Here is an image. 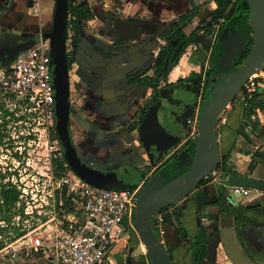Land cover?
<instances>
[{
  "label": "crops",
  "instance_id": "crops-1",
  "mask_svg": "<svg viewBox=\"0 0 264 264\" xmlns=\"http://www.w3.org/2000/svg\"><path fill=\"white\" fill-rule=\"evenodd\" d=\"M89 4L94 16L79 26L77 62L85 74L72 72L71 82L76 89L71 94L72 105L78 111L74 115L84 129L91 125L90 120L101 130L122 127L137 106L142 105L149 91L127 82L137 76L152 75L154 63L159 56L164 40L161 34L180 15L196 13L185 27V31L197 26L198 19H204L210 10L216 7L214 0H82ZM54 9V0H0V38L5 34L14 35L16 39H28L49 29ZM117 46L121 49H117ZM190 44L180 56L178 62L171 66L167 81H176L190 71H197V51ZM116 48V49H115ZM115 55L105 58V54ZM82 74V75H81ZM127 74H130L127 77ZM161 83V81H160ZM226 110L227 122L221 129L218 140L219 152L228 153V165L241 176L249 175L264 180V104L245 114L243 103L235 101ZM161 111V110H160ZM161 114V113H160ZM87 115L89 121L83 120ZM220 136V135H219ZM126 138H134L132 146L141 147V141L135 130ZM124 137L100 136L88 146L92 159L98 162L111 163L119 161V166L126 160L123 150ZM143 147H141V150ZM252 164L250 168L249 165ZM116 167V166H114ZM208 180L202 185H209L211 197L216 194L212 184L218 190V180ZM212 199V198H211ZM237 203L247 205L256 201L264 207V192L254 188L251 193ZM66 215H72L73 207L66 208ZM197 211L189 206L186 209L188 224H185L189 237L194 236L197 221L205 227L206 235L214 229L216 234L210 241H220L219 219L223 215L218 205L204 203ZM198 220H197V219ZM57 230L55 219H48L39 229L40 234L52 236ZM243 249L256 264H264V222L259 226L245 223L238 236ZM132 244V243H131ZM123 237L112 248L105 262L101 264H137L140 261L136 249ZM209 247L202 264H232L221 244ZM186 247L173 250L174 264H181V255L187 258L190 252ZM19 260V261H17ZM0 264H54L50 256L40 250H31L27 256L0 261Z\"/></svg>",
  "mask_w": 264,
  "mask_h": 264
},
{
  "label": "built area",
  "instance_id": "built-area-1",
  "mask_svg": "<svg viewBox=\"0 0 264 264\" xmlns=\"http://www.w3.org/2000/svg\"><path fill=\"white\" fill-rule=\"evenodd\" d=\"M53 76L48 44L42 37L12 60L0 64V139L15 144L11 165L5 163L3 168L5 171L7 166L11 173L1 175L0 181L11 183L19 191L16 205L23 207L25 217L20 222V216L16 215L13 222L21 223L27 230L23 238L8 243L0 256L16 259L34 249L50 256L54 264H101L123 237L135 233L140 241L133 222L137 188L92 185L72 173L66 162H63L64 171L55 174V162L64 160L60 141L55 136ZM261 92H264V69L246 79L237 97L246 105L250 98L261 99ZM226 110L220 113L216 124L218 140L227 122ZM42 134L45 157L39 155L38 161L30 162L27 158L30 149L26 145L39 144ZM219 176L220 171L213 169L209 180ZM253 189L227 185L236 199L249 195ZM37 196L40 202L35 204ZM70 207L75 213L68 216L65 209ZM164 214L156 212L153 224L161 243L165 232ZM29 218L33 219L30 226L24 223ZM53 218L57 223L56 232L52 236L40 234L41 226ZM141 250L149 264L142 243Z\"/></svg>",
  "mask_w": 264,
  "mask_h": 264
},
{
  "label": "water",
  "instance_id": "water-1",
  "mask_svg": "<svg viewBox=\"0 0 264 264\" xmlns=\"http://www.w3.org/2000/svg\"><path fill=\"white\" fill-rule=\"evenodd\" d=\"M68 2L69 0H55L50 42L54 72L53 86L57 135L63 147L64 157L71 163V157H79L76 155L68 128L70 112L68 96L70 89L65 49ZM246 2L252 27L250 49L243 62L235 70L223 72L215 77L216 82L211 95L204 99L200 110L198 135L192 154L188 147L170 152L172 148L181 142V136L174 126V122L168 117L170 112L166 111L164 106H161L159 100L158 103L148 107L146 104L137 106L130 119L122 125V128L125 129L124 134H129L133 130L137 132L136 121H141L140 129L146 123L150 131V140H148L145 138L142 129L140 130L141 137L139 139L141 147H143L142 150L141 147L124 146L123 153L127 158L123 162V169L120 171L91 169L80 158L83 167H87V173L74 169L84 180L98 187L136 188L138 180L142 177V173L139 171L140 167L150 164L147 160L154 164L168 150L178 166L189 163V167L184 172L178 174L166 184H163V174H161L159 177L150 178L137 189L133 222L141 241H139V245L141 246V243L144 245L150 264H171L161 240L155 232L152 220L153 214L157 210L185 197L190 190L196 188L204 178L210 175L218 162L220 154L216 132V124L220 113L236 99L246 79L252 73L264 69V0H246ZM235 34L236 31H233L222 38L224 50L221 59L223 61L231 62L241 50L240 45L234 39ZM34 43L35 39L30 38L17 42L14 49L0 46V64L12 60L19 52L30 48ZM140 106L141 116L136 119ZM158 109L161 110V120L158 117ZM129 124H131L130 127H127ZM122 136L114 137L120 138ZM150 146H155L158 151L157 155H154V152L150 150ZM209 185L211 184L201 185L203 193L207 195L204 200V203L207 204H211L218 199V190L213 184L212 190L216 194V198L211 199V192L208 190ZM218 185L226 190L230 207L219 219V236L225 253L232 264H256L247 256L242 244L235 237L237 226L236 217L233 215V204L237 201L236 196H232L227 190V185L250 186L264 192V180L249 175L232 176L225 181L220 178ZM219 209L222 212L220 207ZM136 252L140 258L139 262L144 264L142 250L136 249Z\"/></svg>",
  "mask_w": 264,
  "mask_h": 264
},
{
  "label": "flooded vegetation",
  "instance_id": "flooded-vegetation-1",
  "mask_svg": "<svg viewBox=\"0 0 264 264\" xmlns=\"http://www.w3.org/2000/svg\"><path fill=\"white\" fill-rule=\"evenodd\" d=\"M79 2H83L82 0H74V3H79ZM54 6H55V0H54ZM53 13H54V9H53ZM69 15V14H68ZM52 21H53V15H52V19H51V24L48 30L46 31H41L39 33V35L35 36V37H31L33 39H35V43L33 45L36 44L37 40L39 37H42L44 40L47 41L48 44V52L51 56V62L53 61L52 59V54H51V42H50V30L52 27ZM178 21V19L176 21H174L171 26L165 30L162 34H164L166 31L171 30L172 26ZM76 23V27L73 28L72 25H70V28L68 26V17H67V22H66V37H65V49H66V57H67V67H68V76H69V102H70V112H69V123H68V128H69V134L71 137V141L73 143V145L75 146L76 149V154L77 157H79L81 159V161L87 163L91 169H94L97 165V169H100L102 171H120L121 169H123V165L119 166V161H113L111 163H105V162H98L92 159L93 155L92 153L89 152L88 150V146L90 144H93L94 141L96 139H99L100 136H118V135H123L124 139H123V144L125 146H129L133 144V139L130 138H126L128 136V134H124L125 129L122 127H114V128H109V130H101L98 128V125L96 126V124L94 122H92L90 120L91 125L88 126V129H84L82 127V125L76 120V118L74 117V115H76V113L78 114V111L73 108V104H74V100L71 97V94L73 93V91L76 89V84H74L73 82H71L70 79V74L72 72H81L82 74H84L85 76L88 74H85V72L83 73V71L81 70L76 56H77V49H78V42H79V26L80 23L78 21H75ZM86 23H83L82 25L84 26ZM221 23H215V21L213 20V16L211 15V10L209 12V14L207 15L206 18L204 19H198V23H197V27L199 26V29L197 31V38L196 41L193 43H190L192 45L195 46V51H197V41L201 40L202 42H206L204 39V35L205 33L207 34L208 32H211V30L214 31V36L210 41V48L209 51L207 53H203L202 49H198V53H197V63L199 64L198 67L201 68V66H203L204 64L206 65V68L204 69V71H190L186 76L184 77H180L178 78L176 81H167V74L170 70V57L167 54H164V51H169V50H173V54L178 52L179 50L184 48H187V46L182 47V45L179 44H175V40L176 39H164V44L161 47V51L159 53V56L156 58L155 63H154V72L152 75H148V76H153L155 73V69H156V65H157V61L164 56V63H163V70L169 69L165 79H160L159 80V84H158V91L154 92L153 90H151L148 94V97L146 99H144V101L142 102L143 106L144 104H147L155 97L154 101H159L160 100V104L161 106H164L166 108V111H170L172 118H170V120L172 122H174V126L177 128V130L179 131V135L181 136V142L178 143L177 146L174 147L173 150L175 151H179L182 148L188 147V149L190 147H192V143L194 144L195 147V143L197 140V128H198V123H199V114H200V110L202 107V101H203V93H202V85L204 83V78L203 75L209 71L211 69L212 63H211V54L215 48L216 42L218 41V37L216 36V30L217 27L220 25ZM186 27V26H185ZM185 27H183L182 29V33L184 35H187L185 33ZM194 28H192L191 31L188 32V35L193 31ZM233 31H236V34L234 35V39L236 41V43H238L239 45H241L242 40L238 35V31L236 29H232L229 33H232ZM162 38V37H161ZM30 39V38H28ZM26 40V39H25ZM0 46H5V47H10L11 49H14L15 44L19 41H24V39L19 38L16 39L14 37V35L11 34H4L3 37L0 38ZM121 49L120 47L117 46V49ZM116 49V48H115ZM240 53V52H239ZM115 54L111 51L108 54H105V58H108L110 56H114ZM167 55V56H166ZM239 55V54H238ZM237 55V56H238ZM73 58L72 61H70V63L68 64V57ZM236 56V57H237ZM223 61V60H222ZM224 63H229L226 61H223ZM53 65V63H52ZM81 74V75H82ZM130 74H127V77H129ZM145 76V75H142ZM147 76V75H146ZM139 76L134 77L133 79H137ZM189 78L186 82H181L182 79H186ZM130 79H128L127 82H129ZM161 81V83H160ZM216 82V79L212 80V89L213 86ZM131 83V82H129ZM133 84V83H132ZM175 85H178V87H176ZM138 86V85H136ZM166 90L167 95H171V96H175L172 97V101L174 103V107L173 109L169 108V104L167 103L168 101L166 100L165 97H162L161 94V90ZM176 94H183L185 97H188L190 100H185L180 97H176ZM164 96V95H163ZM197 99L199 100L197 102ZM186 101V102H185ZM141 106L138 109V112L141 111ZM160 113L161 111L158 109V117L159 120H161L160 117ZM85 119H88L87 115H84ZM141 113H138L136 117L140 118ZM183 116L186 117V125H183V122L181 119H183ZM185 119V118H184ZM193 119V120H192ZM194 121V122H193ZM193 122V124H191ZM150 132V131H149ZM148 134V133H147ZM146 136V133H145ZM148 140H150V134L148 135V137L146 138ZM195 141V143H194ZM187 142V143H186ZM189 144V145H187ZM150 150L154 152V155H157L158 151L155 149V146H150ZM190 153L192 154V151L189 150ZM161 158V161L157 163V161L155 162V166L151 169L150 172L148 169V166H142L140 167L139 171L142 173V177L138 180V185H137V189L139 186H142L144 181L150 177L155 176L156 172L160 171L162 172L165 166V160L170 156V152L169 150L167 151V153H163ZM95 164V165H93ZM95 166V167H94ZM116 166V167H114ZM173 166L176 169V171H178V174H181L182 172H184L188 167L189 164H184L182 166H178L177 163L173 162ZM104 168V169H102ZM96 169V168H95ZM195 188L190 190L189 193L181 198L180 200L171 203L170 205H167L158 211H163L165 214L164 216V223H165V232L163 234L162 237V245L167 253V256L169 258V261L171 264H174V254H173V250L177 247H186L187 248V252H190V256L188 255V257L186 258L183 255H181V264H194V259H193V252H194V243H195V239L194 236L198 233V229L200 226H203L200 221L197 219V213H198V209L200 211V209H202V205L200 200L194 199L193 198V192H194ZM212 199L214 197H211ZM216 198V197H215ZM251 205H260L262 206L259 201H256L254 203H252ZM187 206H192L196 209V215L197 216V231L194 234V236L189 237V234L187 232V230L185 229V224H187V222H185V220L187 219V215L185 214L186 212V207ZM156 212L153 214L152 216V220H153V224H154V217ZM234 215V214H233ZM264 222V220H260L259 223L257 225L250 223L254 226H259L260 224H262ZM249 223V222H246ZM204 227V226H203ZM205 228V227H204ZM219 230V228H218ZM207 230H205L206 233ZM217 230L215 231L214 229H212V231H210L207 236V253L209 250L208 244H209V237L210 240H212V236L214 234H216ZM236 235L238 236V229L235 231V237ZM239 241L240 238L236 237ZM221 244L222 242L221 240L215 242V241H210L209 246L211 247L213 244ZM241 243V242H240ZM223 246V245H222ZM207 256V255H206ZM205 256V257H206ZM204 257V258H205ZM203 258V259H204ZM202 259V260H203ZM202 260L201 263L202 264Z\"/></svg>",
  "mask_w": 264,
  "mask_h": 264
},
{
  "label": "trees",
  "instance_id": "trees-1",
  "mask_svg": "<svg viewBox=\"0 0 264 264\" xmlns=\"http://www.w3.org/2000/svg\"><path fill=\"white\" fill-rule=\"evenodd\" d=\"M216 3V7L211 10V15L213 16V20L215 23H221L216 30V36L218 37V41L216 42L215 48L211 54V69L207 71L204 75V83L202 85V93L203 98L205 99L207 96L211 95L212 92V83L211 81L215 79L216 76L220 75L223 72H229L235 70L245 59L250 46H251V37H252V27L250 23V15L247 6L246 0H214ZM196 13V7L191 10V12L184 13L180 15L178 21L172 26L171 30L166 31L164 34H161L162 39H176L175 44H181L182 47L187 46L190 43L196 41L197 31L199 26L195 27L193 31L189 35H184L182 33L183 27L187 26V24L191 21L192 17ZM68 26L72 25L73 28L76 27L75 21H78L80 25L86 23L90 19L93 18L94 14L86 2L74 3V0H69L68 2ZM232 29H236L238 31V35L242 40L240 45L241 50L237 57L234 58L229 63H224L221 59V55L223 53L224 47L222 43V38L224 35L229 33ZM163 39V40H164ZM183 52V49L173 54V50L164 51V54H167L170 57V67L176 64ZM166 55V56H167ZM164 56L161 57L157 61L155 73L153 76H139L137 79H130L129 82L135 83L139 87H145L149 92L153 90L154 92L158 91V84L160 79H165L166 74L169 69L163 70ZM73 58L68 57V64L72 61ZM189 78L182 79L181 82H186ZM178 87V85H175ZM261 99L250 98L247 100L246 105L243 104L245 108V114H250L252 109L257 106H262L264 101V92ZM202 101V104L204 102ZM155 97L147 104L151 106L158 101H154ZM242 101L236 97L233 101ZM231 102V103H233ZM56 123V119H55ZM129 124L127 127H130ZM57 134V133H56ZM58 138V137H57ZM71 138V137H70ZM59 139V138H58ZM187 143V142H186ZM195 143V141H194ZM189 145V144H187ZM74 146V145H73ZM75 148V146H74ZM189 150H194V144L192 143V147ZM76 152V149H75ZM77 155V154H76ZM63 160L55 162V174L59 175L64 171L63 162L65 161L64 152H63ZM174 159L170 155L165 160V166L163 171L161 172L163 178V184H166L172 178L178 175V171L173 166ZM67 163V162H66ZM189 164V163H188ZM68 165V164H67ZM69 167V165H68ZM252 167V164L249 165ZM214 169H218L220 171V175L224 181L232 176H241L236 171L232 170L228 165V153L219 154L218 162ZM78 175V174H76ZM79 176V175H78ZM161 176L160 174H156L150 178H156ZM81 177V176H79ZM150 178L146 179L143 184H145ZM210 178V175L204 178L199 185L195 188L193 192V198L200 200L201 204L204 205V200L207 198V195L203 193L201 189V185L207 182ZM19 198V191L16 189L14 185L9 182L0 181V252H2L5 248H7L8 243H15L18 239H21L27 233V230L23 228L22 224L19 223L15 225L13 222V218L16 215L20 216V222L25 217L23 213V207L17 206L16 202ZM212 204L218 205L222 213H226L229 207V200L226 195V190L224 187L220 186L218 188V199L214 201ZM233 214L236 217V226L239 230L246 222L253 223L257 225L260 220H264V207L260 205H242L239 204L233 207ZM205 228L200 226L198 229V233L194 236V252L193 259L194 264H200L201 260L207 255V235L205 233ZM148 263L150 264L149 258L147 257ZM144 264H147L145 259H143ZM137 264H141L138 262Z\"/></svg>",
  "mask_w": 264,
  "mask_h": 264
},
{
  "label": "rangeland",
  "instance_id": "rangeland-1",
  "mask_svg": "<svg viewBox=\"0 0 264 264\" xmlns=\"http://www.w3.org/2000/svg\"><path fill=\"white\" fill-rule=\"evenodd\" d=\"M198 23V22H197ZM192 25H194V23L192 24ZM192 25L187 29V31H185V33L188 35V32L189 31H191L192 30ZM213 36H214V31L213 30H211V32H208L207 34L205 33V35H204V39H205V41L206 42H202L201 40H198L197 41V45H196V49H197V53H198V49L200 48V49H202V52L203 53H207L208 51H209V48H210V41H211V39L213 38ZM1 42V41H0ZM195 48H191V49H189V50H194ZM186 51H188V49L187 48H184V50H183V52H182V54H181V56L186 52ZM198 63H197V71L199 72V71H204V69L206 68V65L207 64H204L203 66H201V68H199L198 67ZM162 97H165L166 98V100L168 101L167 103L169 104V108L170 109H173V107H174V103H173V101H172V97H175V96H171V95H167V93H166V90H161V94H160ZM164 95V96H163ZM176 97L178 98V97H180V98H182V100L185 98L186 100H190L188 97H185L183 94H176ZM184 99V100H185ZM199 100L197 99V102H198ZM186 102V101H185ZM145 105V104H144ZM230 105V104H229ZM228 107L229 106H227V109H228ZM170 112V111H169ZM138 113H141V111L140 112H138ZM169 118H172V115H171V112H170V115L168 116ZM137 118H139V117H136V119ZM185 118V119H184ZM84 121L86 120L87 121V119H85V117L84 118H82ZM182 120V122H183V125H186V117L185 116H183V119H181ZM193 120V119H192ZM137 122V126H138V130H137V135H138V137L140 138L141 137V134H140V130L142 129V131H143V133H144V135H145V132H146V136H145V138H147L148 137V135H149V129H148V125L145 123V124H143L142 125V127H141V129L139 128L140 126H141V121H136ZM194 122V121H193ZM193 122L191 123V124H193ZM104 130H107V129H104ZM103 131V130H102ZM141 131V132H142ZM57 133V129H56V124H55V136L56 137H58V135L56 134ZM148 133V134H147ZM52 134V133H51ZM221 136H222V131H220V136H219V143H220V139H221ZM44 139H45V137L43 136V134L41 135V137H40V142H39V144H31V146H28V145H26V149L28 150V149H30L29 150V152H30V155L29 156H27V158H28V161H30V162H35V161H38V159H37V157L40 155V157H42L43 159H44V157H45V153H46V150H45V147H44V144L42 145V143L44 142ZM61 144V143H60ZM14 145L15 144H12V143H8V142H4L2 139H0V177H1V175H3V176H8V175H10V170H8V168H7V166H6V170L4 171L3 170V168H5L4 166L6 165L5 163H8L9 165H11V163H10V160H11V158H12V153H13V149H12V147H14ZM34 147H36V149L35 150H32ZM61 147H62V145H61ZM174 148H172L171 150H170V152L173 150ZM36 151L37 152H39V153H36ZM62 153H63V147H62ZM14 156V155H13ZM65 161L67 162V164L69 165V169L72 171V173H74V174H78L74 169H77V170H79V171H81V172H86L87 171V167L86 166H88V165H86V163H84L86 166H84L83 167V165L81 164L82 162L80 161V159L79 158H72L71 157V163L68 161V159L66 158L65 159ZM161 161V159H159V160H157V163L158 162H160ZM81 162V163H80ZM147 162L148 163H150V164H148V165H143V166H148V169H149V171L148 172H150L151 171V169L155 166V164L156 163H152L150 160H147ZM93 165H95V164H93ZM180 166H182V165H179V167ZM95 167V166H94ZM95 168H97V165H96V167ZM69 169H66V170H69ZM102 169H104V168H102ZM87 173V172H86ZM154 174H160L161 175V172L160 171H158V172H156V173H154ZM82 178V177H81ZM83 179V178H82ZM86 181V180H85ZM40 196H37L36 197V202H35V204L37 203L38 204V202H40V198H39ZM41 198H43L42 196H41ZM186 209H189V206H187L186 207ZM185 222H187V224H188V220L186 219L185 220ZM26 225H28V226H30V225H32L33 224V219L31 218H29V220L28 221H25L24 222ZM15 225H17L16 223H15ZM129 242H130V244L132 245V246H134V248H136L137 250H139L140 251V249H141V246L139 245L140 244V242H139V240H138V237H137V235L135 234V233H131L130 235H129ZM143 248V247H142ZM8 259V255H4V256H0V261H3V260H7ZM17 261H19V260H17Z\"/></svg>",
  "mask_w": 264,
  "mask_h": 264
}]
</instances>
